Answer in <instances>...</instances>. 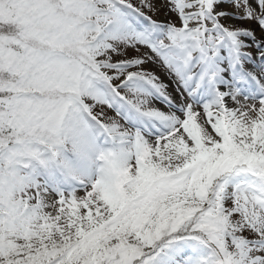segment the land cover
<instances>
[{
    "label": "rangeland",
    "instance_id": "374dc122",
    "mask_svg": "<svg viewBox=\"0 0 264 264\" xmlns=\"http://www.w3.org/2000/svg\"><path fill=\"white\" fill-rule=\"evenodd\" d=\"M53 1L58 0H31L30 4L33 3L30 7L33 18L43 21L44 24L50 23L53 30L51 35L53 38H57L66 32L67 27L64 22L67 20L64 21L60 16H54L52 8L47 9L49 3ZM119 1L76 0V9L82 8L79 12L81 14L79 22L83 27L81 32L88 39L105 33L102 40L105 48L119 45L121 46L120 52L137 53V58L142 59L139 66L153 82L156 94L148 93L144 84L136 85V89L142 96L140 97L136 93L137 101L135 103L142 111L153 117L143 119L135 109H127L126 114L132 118V122L128 123L129 126L126 125L115 115V113L118 114L117 111L124 112L123 99L118 96L116 89L118 85L112 83L113 86L100 74H82L80 77L81 87L93 100L92 112L97 114V111H100L101 115L103 113L105 117L113 119L117 124L113 131L116 134L107 136L83 101L70 100L69 106L72 105L70 108L71 120L65 127L63 143L68 142L72 146L75 160L68 161L66 159L64 146L60 153L62 165L50 151L45 152L44 149L36 145L12 148L0 165V227L2 225L9 227L13 224L12 208L8 207L10 202L21 204L22 207L30 209L37 219L40 218V213L44 214L43 207L45 206L52 207L50 212L55 215L60 213L59 208L67 209L72 205L79 210L76 209L78 213L68 215L65 219L64 217L58 219L53 217L59 225L58 228L50 229L52 226L50 221L42 226L39 224L36 235L41 236H38L37 241L32 243L20 241V250L25 258H17L19 254L17 256L10 254L5 256L6 258L2 255L0 264H32L28 263V257L32 262L36 261L34 264H53V261L60 255L66 259L68 264H82L84 257L81 250L74 252L73 249L62 248L79 242L82 239V234L86 233L93 222L99 221L109 214L116 215V212L122 211L123 207L122 199L114 195L104 199L96 198L88 202L91 203V209L88 212L83 208L86 204L77 203V199L88 193L101 191L111 184L116 188L122 187L124 190L123 183L127 180L126 174L132 175L130 178L135 177L134 187L123 196L126 199L134 197L131 205L137 201L141 206V211L144 207L154 209L158 206L162 200L160 196L169 197L170 193H179L186 187L187 189L194 188L193 194L195 197L196 193L198 195L194 198V205L187 203L188 195H182L183 199L175 196L171 198L174 202L178 201L174 207L176 209L187 207L197 211L195 215L199 214L200 218L194 220L202 221L204 225L214 224L210 231L195 233L194 235L198 238L192 239L190 244L188 242L184 245L180 243L172 247L173 252L170 250L168 258L164 257L162 252L160 253L163 258L154 257L152 260L155 261H151L150 256H145L147 264L153 262V264H203V262L219 264V256L216 251L220 246L229 244L223 240V245L219 246L223 231L227 229V220L221 222L218 219L224 200L228 202L232 210H235L236 219L233 227L238 225V232L246 234V239L256 243L252 244L254 248H246L249 256L247 255L242 262L264 264V251L262 250L264 247V66H262L264 54L261 57V53H264V0H208L209 5L204 12L201 10L204 0H130L137 6L146 9L147 13L151 15L154 20L149 24L144 19L145 16L134 15L132 9L125 7V4ZM38 7H42L41 15H38ZM196 11H198V17L181 18L182 15L194 14ZM224 11L230 13H223ZM212 12L219 15L220 21L214 22L211 17ZM221 21L227 23L228 33L221 30ZM73 23L76 38V21ZM128 24L135 31L134 26L144 25L149 34L152 33L156 37V42L162 45L160 48L165 46H169V48L165 50L166 52L161 53L160 50L156 51L147 46L144 36L133 33ZM198 26L200 27L198 28ZM190 27L193 29L182 32V28ZM167 28H170L172 33H168ZM205 28L212 30L208 32ZM23 30L25 31V29ZM27 33L31 34V32ZM154 36L152 38H155ZM0 41L6 40L0 38ZM203 41L206 43L204 46H202ZM233 41L238 44L237 49L241 54H234ZM214 44L217 46H212ZM0 52L2 66H13L16 62H12L16 59V51L1 50ZM195 53L197 55L193 61L185 63L187 70H194L200 62L207 63L208 59L212 57L211 54H214V58L217 60V68L214 71L211 68L205 72L203 70L200 76L203 81L200 85H203L206 80L214 79L210 77L212 72L219 79L222 75L224 79H228L233 72L244 71L245 64L250 65V62L253 61V53L260 54L256 62L257 66L254 70H249L245 81L248 80L252 83L261 99L250 102L242 97H237L228 112H219L216 103H205L200 99L201 90L197 89L199 81L195 75L190 78L191 93L193 94V100H190L182 92L179 81V73L182 70L179 68L180 66H176L175 61L185 62L184 56H188L190 60ZM129 59L127 58V60ZM37 64L48 69L47 85L49 87H53L56 83L58 86L62 85L57 82L59 76H72V66L68 64V60L55 51L42 52ZM176 67L178 68L176 69ZM222 68L224 74L219 72V69ZM226 69L229 71L228 73ZM177 71L179 73H176ZM108 75L115 79L110 74ZM122 77L121 75L120 79H116V81L121 80ZM130 82L134 83L135 81L132 79ZM121 83L123 86L125 81ZM207 85L206 82L205 86ZM40 86L42 84L37 86V92L45 94L46 91L40 89ZM2 89L10 91L12 88L7 86V89ZM2 89L0 88V90ZM73 89L79 95L78 84ZM233 94L235 93L232 92L228 95L234 96ZM24 99L21 101L26 103ZM10 101L16 102L13 97L9 100H0L1 109L4 111L14 110ZM55 101L58 100H52V102ZM163 101L178 109L187 108L188 113H180L177 109L175 111L168 109L162 105ZM32 113L35 116L33 110ZM0 121L8 130L9 124L6 118L0 117ZM12 122L20 124L16 120H12ZM136 123L152 135L135 134L136 131L132 129L131 125L135 126ZM183 123L186 126H183ZM213 126H216L215 129H212ZM160 127L162 130L159 129ZM189 131L193 137L192 141L185 137ZM48 133L51 135L57 133V128H48ZM114 146L116 152L112 150ZM155 161H157V165L172 167L167 171L177 170L179 173L171 180L165 177L162 182H151L148 179L150 174L155 177V173L162 172V170L153 168L152 164ZM174 161L175 163H173ZM179 162L180 165H178ZM141 164L142 167H139ZM138 167L139 169H137ZM209 169H211L210 173L203 175L202 184L194 186L196 182H191L194 177ZM138 172L139 174L135 176ZM227 177H230L234 183H238V179L248 181L247 186H250L252 191H238L235 186L226 191ZM190 182L193 186L188 187ZM75 183L82 186L75 190L76 192L68 193L64 189L76 185ZM148 183L160 187L161 191L154 188L147 193L145 185ZM209 183L214 184L213 189H210ZM223 192L224 197L222 196ZM203 200L209 202L207 205H210V208L203 210L199 208ZM162 207H166L165 203H161L156 210L159 211ZM131 210L132 212L136 211V207H131ZM131 210L127 208L126 212H120V214L122 213L125 218ZM13 211L17 215L14 207ZM137 213L142 214V212ZM153 213H155L152 214L153 216L160 214ZM146 214L144 213V215ZM225 216H228L226 212ZM113 221L117 222L116 217ZM31 223L33 222L25 221V224ZM69 223L75 226L78 223L79 227L74 233L70 232V226L65 225ZM181 227L188 232L200 229L192 226V222L186 221ZM5 234L10 236L9 232ZM233 241L235 240L233 239ZM214 244L216 245L214 246ZM237 245L238 240L235 241L234 246L231 244L234 248ZM188 248L192 249L195 254L185 253ZM88 249L86 246L85 251ZM65 252L66 254L63 256L62 254ZM111 258L112 256L108 257L109 260ZM65 261H59V264H63ZM87 261L89 264H97L94 257L87 258Z\"/></svg>",
    "mask_w": 264,
    "mask_h": 264
},
{
    "label": "trees",
    "instance_id": "16d2710c",
    "mask_svg": "<svg viewBox=\"0 0 264 264\" xmlns=\"http://www.w3.org/2000/svg\"><path fill=\"white\" fill-rule=\"evenodd\" d=\"M2 92L3 91H0V98H2ZM1 124L2 123L0 121V125ZM0 127L3 128L2 126ZM2 132L4 133L1 134ZM9 137L10 135L5 129L3 131L0 130V146ZM161 203H165L166 207H162L159 211H157L156 208ZM176 203H178V201L174 202L173 199L170 201L161 200L159 205L154 209L144 207L142 208V211L141 206L137 204L136 211L132 212L130 208L131 212L127 217H125L126 219L122 213L120 214V212L123 211H120L119 213L116 212V215H106L103 219L93 222L88 227L86 233L82 234V239L79 242L73 243L71 246L67 245L62 249H73L75 250L74 252L81 250L84 257L82 264H89L87 258L92 257H94V260L97 261V264H143L145 256L152 251L153 247L158 244L159 240H165L170 237L171 230L173 231L176 229L175 227L182 223V221L190 217H194L197 212L190 210L187 207L176 209L174 207ZM196 203L198 202L196 201ZM87 206V211L89 212L91 205L88 203ZM136 212H142V214H136ZM143 212L147 214L144 215ZM153 212L160 214L153 216L152 214H155ZM115 217L117 222L113 221ZM50 222H52L50 229H55L56 227L58 228L59 225L53 218ZM65 225L70 226V232L73 231V233L79 227L78 223H76V226L71 225V223ZM38 236L40 237L41 235L35 234V237H30L28 239H26L25 236V239L16 236V238L21 240H17L13 237L2 236L0 242V257L2 255L5 257L10 254L12 256H17L19 254L17 258H25L24 254H22L20 250V241L32 243L39 239ZM17 245L19 246L17 247ZM86 246L89 248L87 251H85ZM40 254L42 253L40 252ZM65 254L66 252L62 255L64 256ZM109 256H112L111 260L108 259ZM27 259L28 263H36V261L32 262L30 257ZM63 260L65 261L66 259L60 255L58 259L53 261V264H59V261ZM125 260L128 262H123ZM63 264L68 263L65 261Z\"/></svg>",
    "mask_w": 264,
    "mask_h": 264
},
{
    "label": "bare ground",
    "instance_id": "6f19581e",
    "mask_svg": "<svg viewBox=\"0 0 264 264\" xmlns=\"http://www.w3.org/2000/svg\"><path fill=\"white\" fill-rule=\"evenodd\" d=\"M238 88L241 89V92H244L245 95L249 98V99H254L255 96L252 94L254 93L255 91L253 89H251L248 84L245 82V83H241L240 85H238ZM222 90V93L224 95V98L223 100L225 101L224 102V106L225 107H221L223 110H227L231 108V104L233 103L232 101L236 100V97H228V95L226 94V92L228 91H231V90H226L225 88L221 89ZM252 92V93H250ZM217 122V121H216ZM0 130L3 131L4 129L0 127ZM4 132H2L1 134H3ZM184 160V159H183ZM157 161L153 162V168H157L159 170H162L161 173L157 172L158 176H174L176 174H178L179 172L177 170H173V171H167L169 169H171L172 167H165L164 165H157L156 164ZM175 163V161L173 162ZM178 165H180V162L178 163ZM176 166V165H175ZM165 168V169H164ZM205 184V183H204ZM194 188H188L187 187L185 189H183L182 191H179V193H177L176 195L183 199L182 195H188L187 196V203L190 204V205H194V198H196L198 195L196 193V197L195 195L193 194V190ZM162 200L164 201H170L171 198L170 197H163Z\"/></svg>",
    "mask_w": 264,
    "mask_h": 264
}]
</instances>
